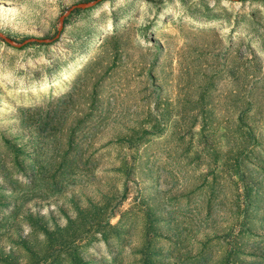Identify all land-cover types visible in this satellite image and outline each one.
Instances as JSON below:
<instances>
[{
  "label": "rangeland",
  "instance_id": "374dc122",
  "mask_svg": "<svg viewBox=\"0 0 264 264\" xmlns=\"http://www.w3.org/2000/svg\"><path fill=\"white\" fill-rule=\"evenodd\" d=\"M0 264H264V0H0Z\"/></svg>",
  "mask_w": 264,
  "mask_h": 264
},
{
  "label": "bare ground",
  "instance_id": "6f19581e",
  "mask_svg": "<svg viewBox=\"0 0 264 264\" xmlns=\"http://www.w3.org/2000/svg\"><path fill=\"white\" fill-rule=\"evenodd\" d=\"M111 27H113V26H111ZM86 54V53H85ZM86 59V56H85V58H84V60ZM83 60V61H84ZM80 62H82L81 60H78V61H76V63H80ZM72 65V64H71ZM77 64H73L72 66H70V68H68L67 70H65V71H63V72H61L59 75L61 76V78H56L57 79V82H63V81H65L66 80V78H68L70 75H72V73L75 71V67H77L76 66Z\"/></svg>",
  "mask_w": 264,
  "mask_h": 264
},
{
  "label": "water",
  "instance_id": "95a60500",
  "mask_svg": "<svg viewBox=\"0 0 264 264\" xmlns=\"http://www.w3.org/2000/svg\"><path fill=\"white\" fill-rule=\"evenodd\" d=\"M81 5H77V6H73L71 8V11H73L76 7H80ZM29 41H38V42H42L43 39H38V38H30Z\"/></svg>",
  "mask_w": 264,
  "mask_h": 264
}]
</instances>
